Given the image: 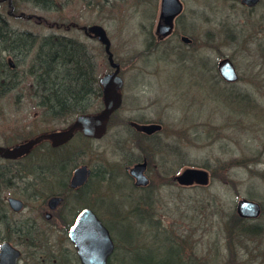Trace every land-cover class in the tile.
<instances>
[{
  "label": "rangeland",
  "instance_id": "1",
  "mask_svg": "<svg viewBox=\"0 0 264 264\" xmlns=\"http://www.w3.org/2000/svg\"><path fill=\"white\" fill-rule=\"evenodd\" d=\"M34 1L0 0V19L39 39L60 33L83 41L102 73L110 69L108 53L83 26H103L113 59L122 64L124 100L101 137L79 131L60 149L44 145L10 165L1 157L5 147L65 128L77 115L45 116L24 73L33 54L14 57L0 42V71L4 61L22 76L0 96V197L25 203L20 212L10 210L9 228L21 220L30 226L25 234L6 230L11 241L28 249L32 264H47L43 250L65 248L63 231L43 215L46 198L62 184L36 177L38 163L57 157L70 173L91 168L86 186L67 195L59 211L72 212L71 222L82 207L94 209L113 238L111 264H146L142 257L157 264H264V213L261 227L248 229L238 216L233 224L238 197H264V0H180L174 30L165 35L157 31L161 0H54L51 10ZM226 58L240 80L219 74ZM130 118L162 128L142 136L127 124ZM143 158L150 185L139 189L148 183L137 185L127 166ZM188 167L207 169L210 181L180 184L175 176ZM57 258L51 263L71 264Z\"/></svg>",
  "mask_w": 264,
  "mask_h": 264
},
{
  "label": "trees",
  "instance_id": "2",
  "mask_svg": "<svg viewBox=\"0 0 264 264\" xmlns=\"http://www.w3.org/2000/svg\"><path fill=\"white\" fill-rule=\"evenodd\" d=\"M35 2L44 9L56 8L54 0H35L33 3ZM7 34L10 36H6ZM38 36L33 31H16L5 25L3 18L0 19V42L3 50H8L13 56L21 53L27 57L33 54L24 73L31 79L32 95L43 114L50 118H62L85 112L89 107L91 93L95 91V62L87 45L67 34L51 33L40 39ZM1 62L3 70L0 71V96L17 88L22 81L17 70H7V64ZM60 161L53 157L46 164ZM37 172L36 168V174ZM50 172L56 174L52 169ZM141 259L150 264L147 258Z\"/></svg>",
  "mask_w": 264,
  "mask_h": 264
},
{
  "label": "water",
  "instance_id": "3",
  "mask_svg": "<svg viewBox=\"0 0 264 264\" xmlns=\"http://www.w3.org/2000/svg\"><path fill=\"white\" fill-rule=\"evenodd\" d=\"M258 1L259 0H242V3H245L247 5H255ZM182 8L183 5L180 0H161L158 33H160L161 35H165L171 32L173 27V19L175 18V16L181 13ZM85 29L87 28L85 27ZM88 29H90L91 32L96 33L99 36V39L105 44V49L108 53L110 63L112 66L116 67L112 74H108L104 77L103 80L107 84H111V82L113 81V84L121 86L122 78L119 75L120 66L119 63L115 62L113 59V53L110 49V39L107 33L105 32L104 28L99 25L90 26ZM218 68L222 74L235 77V70L230 59L226 58L221 60L218 64ZM111 101H116L114 106L118 105L120 101L119 94H112V99L109 102ZM107 114L108 113H106V115L104 116V123L108 118ZM81 120L82 116H80L66 129L60 131L55 130L48 134L42 133L34 138L22 141L21 143H18L16 145L5 147L1 151V156L7 158L20 157L29 152L32 147L43 137H49L50 139H52L54 144L62 143L73 136L74 131L78 126H84ZM133 125L137 129L145 131H155L161 128V124L159 123L139 124L137 122H133ZM86 133L90 134V132L87 131ZM146 166V159L136 162L132 166H128L129 172L136 179L135 183L137 185H146L148 183V177L145 174ZM90 172L91 170L86 164L76 167L71 179V186L74 187L84 184L87 181ZM175 179L180 184L188 185L194 182L205 184L209 181V173L203 168L188 167L181 174L176 175ZM58 201V197L52 196L48 200V204L51 208H54L57 205ZM9 202L11 204V207L15 210H19L23 207V200H21L20 198L14 196L9 197ZM238 206L240 209L239 212L242 211L247 215L255 214V203L250 202L247 199H241ZM69 235L75 242L78 248V253L80 254V257L84 264H108V255L114 247L113 239L110 235L109 229L102 223L97 214L91 208L87 207L79 212L75 222L69 228ZM19 255L20 251L11 243L4 241L1 244L0 264H16Z\"/></svg>",
  "mask_w": 264,
  "mask_h": 264
},
{
  "label": "flooded vegetation",
  "instance_id": "4",
  "mask_svg": "<svg viewBox=\"0 0 264 264\" xmlns=\"http://www.w3.org/2000/svg\"><path fill=\"white\" fill-rule=\"evenodd\" d=\"M251 9L254 7H250ZM261 19V18H260ZM174 30V29H173ZM90 37H97L99 39V36L96 33H91L90 29H88V32H86ZM116 60V58H115ZM118 61V60H116ZM119 62V61H118ZM120 65L122 66L121 62H119ZM234 64V63H233ZM110 65V63H109ZM219 69V68H218ZM114 70V67H112L110 65V69L105 71V72H97L95 69V73H94V85H95V91L93 93H91V99L89 102V107L88 109H86L85 112L79 114L76 118H74L69 125H67L65 128H62L60 130L66 129L68 128L72 123H74L80 116H82V120L81 122L84 124L83 127H77L74 131L73 136L62 142V143H58V144H54V142L52 141V139H50L49 137H43L42 139H40L33 147L32 149L25 153L24 155L17 157V158H5L3 157L5 160H8V162L10 161L11 164L13 165L15 162L14 160H17L19 158L23 159L25 157H28V155L30 154V152H32L33 150H37L36 148H39L42 150L46 148L47 145H49L47 147V149H60L62 148L64 145H67V143H69L71 141V139L76 135L77 132L81 131L84 135L86 136H90L93 138H99L101 137L105 131V129L108 126V123L112 120V118L114 117V115L119 111L123 100H124V96H123V92H122V88L124 86V77L121 74V69L119 71V75L122 77V85L118 86L117 84H113V81L111 82V84H107L103 79L105 76H107L108 74H110L112 71ZM235 77L233 76H227L225 74H222L219 70V74L223 77L224 80L226 81H237L240 80V74L237 72L236 68H235ZM230 77V78H229ZM112 94H119L120 97V101L118 103V105L114 106L116 101H111L112 99ZM247 99H246V103H247ZM107 114V120L104 123V116ZM133 122H137V123H144V124H149V123H153V122H158V121H138L135 119H127V124L129 126H131L134 131L138 132V134L142 135V136H157L159 134L160 129L155 130V131H145V130H140L137 129L134 125ZM160 123V122H158ZM60 130H56V131H60ZM90 132V134L86 133ZM104 130V131H103ZM52 131H47V132H43V134H48ZM103 131V132H102ZM42 134V133H41ZM45 143V144H44ZM16 144V143H15ZM43 144V145H42ZM14 145V144H12ZM11 145V146H12ZM46 145V146H44ZM2 157V156H1ZM19 159V160H21ZM146 159V158H143ZM142 159V160H143ZM66 164H64V162L62 163H53V164H44V163H38V165H36L38 172L36 174V177L38 179V181H41L43 179V176L46 175V177H48V179H54L57 182L59 181V183L62 184V187L59 188L58 191L50 194L47 198H46V206H47V210L43 213L44 218L48 221L52 220L54 218V227L57 230H62V234H64L66 240H67V244L65 245V248H59L58 250H43L41 253L42 256V260L47 262V264H56V263H51V261H53L54 258L56 259V262H69V263H73V261H75L76 263L78 262L79 264H84V262L82 261L80 254L78 253V248L75 244V242L72 240V238L69 235V228L70 226L75 222L76 218L78 217L79 211L77 213H75L74 218L71 220V222H69V219L66 218L67 213L68 214H72V212L68 211L67 213H63L61 211H59V208L63 206V204L65 203V200L67 198V195H71L72 193H75L77 190H81L83 189L86 184L88 183L89 178L87 179V181L82 184V185H78V186H71V179L73 176V172L75 170V168L73 169V172L70 173V169L68 166H65ZM8 166V165H6ZM21 166L17 165V168H20ZM51 167V168H50ZM148 163L146 166V175L149 178L148 175ZM52 169V171L56 172V174L50 172ZM128 169V168H127ZM92 173V170L90 172V175ZM4 173H0V175H3ZM90 177V176H89ZM69 178V180L67 181V179ZM60 179V180H59ZM5 179L2 178V176L0 177V185L2 184V182ZM148 180V181H149ZM210 181V180H209ZM208 181V182H209ZM150 185V181L148 182V184L146 186L143 187H137V188H147ZM192 185V184H191ZM52 196H56L59 198V201L57 203V205L54 208H51L48 204V200L50 199V197ZM9 197H12V195H6L4 196V198L0 197V231L5 229L4 231L0 232V238L2 237V241L0 242V246L4 241H7L9 243H11L12 245H14L19 251H20V255L17 258L16 264H32L35 259L30 256L28 254V249H23L21 246H18L17 244L13 243L11 241V239L9 238V236H7L6 230H11L14 231L16 234H25L27 231H29V223L27 220H21V221H16L10 228V222H11V218H10V210H12L13 212L17 213L20 212L21 210H23L24 208V201H23V207L19 210H15L11 207V204L9 202ZM17 197V196H14ZM19 198V197H17ZM21 199V198H20ZM241 199H247L250 202L255 203V214L254 215H247L244 214L242 211L239 212V201ZM22 200V199H21ZM3 203V205H2ZM84 207H82L83 209ZM250 212V210H249ZM262 213H264V197L262 198V200H256L254 198H249V197H241L237 199V203L235 205V213H234V217H235V221L233 224L237 223V219H242L244 222H246V227L248 229L251 228H255V227H261L262 224H259V217L260 215H262ZM238 216V218H237ZM84 220V219H83ZM69 222V223H68ZM29 233V232H27ZM6 235V236H5ZM52 252L55 253H59V255L57 257L52 258ZM113 252V250H112ZM108 256L107 261L109 264H111V254ZM24 257H26V261L24 259ZM36 264V263H34Z\"/></svg>",
  "mask_w": 264,
  "mask_h": 264
},
{
  "label": "bare ground",
  "instance_id": "5",
  "mask_svg": "<svg viewBox=\"0 0 264 264\" xmlns=\"http://www.w3.org/2000/svg\"><path fill=\"white\" fill-rule=\"evenodd\" d=\"M6 36H10L9 34H7ZM58 163H62V161H60V162H58ZM147 259V261L149 260V263L151 264H157V262L156 261H154V259L152 258V257H146ZM167 264H170L169 262H167Z\"/></svg>",
  "mask_w": 264,
  "mask_h": 264
}]
</instances>
